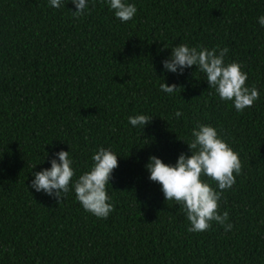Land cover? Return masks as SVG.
Here are the masks:
<instances>
[{"label": "trees", "instance_id": "trees-1", "mask_svg": "<svg viewBox=\"0 0 264 264\" xmlns=\"http://www.w3.org/2000/svg\"><path fill=\"white\" fill-rule=\"evenodd\" d=\"M127 2L137 13L122 22L107 0H89L80 18L71 0H0V264H264V0ZM181 43L227 47L225 63H240L260 98L240 112L197 66L166 71ZM164 82L180 89L162 92ZM138 114L153 117L144 131L129 123ZM197 122L242 162L220 201L230 231L212 222L189 232L182 208L149 179L150 156L175 165L192 154ZM100 147L119 156L107 219L86 211L72 186ZM61 150L76 175L59 203L30 185Z\"/></svg>", "mask_w": 264, "mask_h": 264}, {"label": "clouds", "instance_id": "clouds-1", "mask_svg": "<svg viewBox=\"0 0 264 264\" xmlns=\"http://www.w3.org/2000/svg\"><path fill=\"white\" fill-rule=\"evenodd\" d=\"M103 2V0H102ZM110 8L114 10L115 17L122 22L132 20L137 7L127 0H107ZM76 7L73 16L80 18L89 7V0H71ZM95 0H93L94 6ZM55 8L62 6V0H50ZM264 26V16L258 18ZM229 49L224 47L208 49L203 46L190 47L181 43L172 48L171 56L162 63L168 72L183 74L186 68L197 66V70L206 74L210 88L215 89L221 100L232 101L237 111L250 108L260 98L259 90L255 85H246L247 72L242 70L238 62L225 63ZM161 91L173 94L180 88L164 82L160 85ZM176 117L183 115L177 111ZM135 128L144 131L153 120V117L138 114L128 118ZM192 139L188 142L191 155L182 153L175 165L166 164L155 155L149 157L146 165L150 173L149 179L159 183L167 201L174 200L186 214L190 222L189 232H203L216 222L230 231L233 227L228 223L229 213L219 211L223 192L232 188L236 176L241 174L242 162L227 140L210 124L197 122L192 130ZM58 159L51 160V168L34 172L35 179L30 187L37 192L43 191L53 196L59 203L63 202L70 191V182L76 175L73 160L69 151L56 153ZM118 155L110 148L100 147L91 157L94 162L91 169L75 179L74 187L76 199L82 207L98 218L107 219L115 208L110 203L107 186L111 184L113 170L119 165ZM207 177L209 179H203ZM209 180L215 182L213 187Z\"/></svg>", "mask_w": 264, "mask_h": 264}]
</instances>
